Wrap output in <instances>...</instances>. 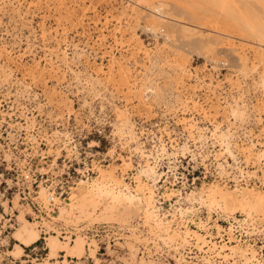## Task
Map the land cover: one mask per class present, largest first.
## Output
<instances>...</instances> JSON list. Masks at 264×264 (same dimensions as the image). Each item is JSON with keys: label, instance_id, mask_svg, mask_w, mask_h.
Wrapping results in <instances>:
<instances>
[{"label": "rangeland", "instance_id": "374dc122", "mask_svg": "<svg viewBox=\"0 0 264 264\" xmlns=\"http://www.w3.org/2000/svg\"><path fill=\"white\" fill-rule=\"evenodd\" d=\"M158 4L168 17L179 21L156 20L152 24L169 38L167 42L159 33L145 29L153 22L145 16V8ZM261 80L264 0H0L1 133L14 128L16 122L31 128L36 120L44 134L56 128V120L75 113L80 130L88 135L89 143L92 141L90 145L99 141V148L92 147L93 156L87 154L83 162L100 160L103 166L89 182L74 186L65 204L51 214L52 219L40 224L47 222L43 226L60 234H84L103 224L120 234L155 233L161 222L149 216L153 204L152 199L151 205H146L150 178L141 171L150 165L143 161V147L154 145L152 141L163 131L177 138L176 158L168 161L164 157L163 162L179 175L189 174V180L200 178L192 190V201L201 196L208 205L209 188L237 197L236 191L244 192V185L229 187L218 182V176L245 172L261 181ZM215 96L218 100L212 99ZM220 96L226 97V104H219ZM245 102L248 105L244 106ZM238 111L245 112L243 118L249 120L243 127L250 138L244 142L235 134L241 122ZM18 128L23 126L18 124ZM55 153L47 151L48 155ZM203 174L207 180L200 184ZM94 179L100 186L114 185L121 193H126L127 187L137 199L128 202L118 197L113 202L100 194L104 187L100 193L93 190ZM251 188L264 196L260 188ZM40 199L45 201L43 195ZM14 206L18 208L16 201ZM218 211L223 218L247 220L245 214ZM26 212L19 208L16 217ZM247 221L264 226L260 214L252 213ZM29 222L39 231L38 223ZM162 228L165 234L173 233L163 224ZM50 229L46 237L55 236ZM235 249L233 253H247H243L245 245ZM45 253L47 256V248ZM66 253L58 252L51 259L48 255L45 264L61 258L66 264L68 256H76Z\"/></svg>", "mask_w": 264, "mask_h": 264}, {"label": "built area", "instance_id": "2783aa9c", "mask_svg": "<svg viewBox=\"0 0 264 264\" xmlns=\"http://www.w3.org/2000/svg\"><path fill=\"white\" fill-rule=\"evenodd\" d=\"M223 98L226 97L220 96V105L226 104ZM212 99L218 100V97L215 96ZM239 104L238 107H240ZM230 105L233 106V104ZM246 105L248 104L245 102L244 106ZM35 122L33 128L30 130H27L25 122H16L15 124L17 125L14 128H6L3 134L0 131V264H45L44 260L47 259L45 253L46 234L41 227H39V240L23 249V260L13 259L8 254L14 243L11 235L17 225L16 214L18 213V209L23 208L27 210L25 218L31 222L38 221L41 223L43 220H49L51 214L59 206V203H54L53 199L64 200L68 197L71 188L76 186L80 180H90L97 173L96 166H103L100 160H91L89 164L83 162V157L87 156V154L93 156L92 147L94 149L99 148V141H94V146L90 145L92 141L89 143L87 141L88 135L86 133L83 134V131L80 130L75 113L66 114L63 120L58 121V124H60L58 131L56 128L53 131L50 128L47 132L41 134L43 132L42 125L36 120ZM248 123L249 120L247 121L246 119L244 123L237 124V127H240V129L235 133L239 142L249 139L245 134L246 128L243 127ZM18 124H21L23 128H18ZM140 137L145 140L143 136ZM176 141L177 138H171L168 133L163 131V134H159L152 141L154 145H149L146 149L143 147V153L148 154L149 151H152L154 154L157 153V148L158 151L161 149L159 145L161 143H164L165 150L174 149L176 148V145L174 146ZM49 150L56 151V153L48 155L47 151ZM98 153L95 150L94 156H97ZM168 166L169 164L164 163L163 159L155 164L157 173L168 172V175L167 177H160L156 182V188H154L160 215L161 213H166L167 216H169L168 211L171 208L174 209L175 200L172 198L165 199L162 196L163 191L173 188L179 190L180 196L177 197L184 198L186 193L195 188L196 182L200 181L199 177H191L189 180V174L174 176L173 166L170 165V170ZM192 175L193 172L191 173ZM234 179L237 186L247 185L264 190V185L260 180L258 181L254 178L239 179L237 175L234 176ZM234 179L233 176H218L216 180L229 187H233L235 185ZM206 180L207 176L203 174L200 184ZM42 191L48 197L46 203L39 198ZM14 201H16L18 208L14 206ZM186 207L190 208V211L180 218V220L184 221L187 227L195 230L196 225L194 223L200 221L210 233H213L212 242L216 245H245L248 251L250 249L254 251V257L264 260V229L262 230L260 226H257L253 231L247 230L248 228L246 227L248 226L241 223L242 219H224L219 218L215 214L209 215L205 208L197 203L193 204V208L191 209V205H186V202H184V208ZM214 222L216 226L221 228L219 235L216 233L217 230ZM178 223L179 221H175V225ZM230 224H232L233 231L229 233ZM112 228V226L103 225L92 228V233L87 234V236L95 242V247L93 245L91 247L86 245L80 259L68 258L66 264H75L74 262L92 264V259L90 258V250L92 248L95 249L96 256L104 264H133L129 261L128 247L123 245L127 241L132 242V236L130 234H120L116 229ZM138 235H141L140 239L145 236V234ZM203 235L206 239H210L211 234ZM73 238L74 234H68V231H63L59 235L61 241H67L69 244ZM149 239L150 241L146 239V244L140 241L138 242L141 244H135V247L138 249V258L143 257L147 259L151 255L149 260L152 264L179 263L168 255L170 252L163 248L159 249L155 247L151 240L152 236ZM180 254L184 255L185 261L189 264H200L201 257L204 256L199 252L197 253L195 249L189 251L186 248ZM208 256L211 257L209 264L221 262V259L216 258L214 253ZM179 257L180 255L176 256V258ZM62 260L63 258L54 262L47 260V264H62ZM181 264L185 263L182 262Z\"/></svg>", "mask_w": 264, "mask_h": 264}, {"label": "bare ground", "instance_id": "6f19581e", "mask_svg": "<svg viewBox=\"0 0 264 264\" xmlns=\"http://www.w3.org/2000/svg\"><path fill=\"white\" fill-rule=\"evenodd\" d=\"M158 5L153 6V7L149 6V8H145V10L147 11L145 16H148L149 20H153V22H151V23H149L150 21L148 22V24H146L147 22L145 23L146 24L145 29H147L146 31H150L153 34L159 33V35L164 38L163 39L164 42L165 41L167 42L169 38L164 33L161 32V29L157 28L155 25L153 26L152 24L156 20H159L160 23L161 22L166 23V22H172L173 21L175 24L179 23V21L174 20L171 17H168V14L163 9L164 7L162 5L160 6V4H158ZM260 83L262 84L261 87L263 88L260 101L263 102V104H264V80H261ZM242 94H244V93H242ZM240 96H239V98H240ZM228 105H230V104H228ZM235 106H236V104H235ZM233 112L234 111H232V113ZM241 112H243V111H241ZM241 112L238 111V113H237V118L240 119L241 122L239 120H237V121L240 123H244L245 120L243 117H244L245 112H243V113H241ZM32 121H33V123L31 125V128H27V130L32 129L34 124L36 123L35 120H32ZM54 125L56 127V130L58 131V126H60V124H58V120L55 121ZM19 126H22V125L19 124ZM135 127H134V134H135V137L137 138L136 135L138 133L136 132ZM226 131L228 133V131H230V130L227 129ZM246 137H249V136L247 135ZM199 139L203 140L204 138L201 135H199ZM163 144L164 143L159 144L161 149H159L160 151H158V148H157V150H156L157 153L154 154V153H152V151H149L148 154L147 153L143 154V157H144L143 161L144 162L147 161L148 163H150V165L146 164L144 166L145 169L141 171V173L146 174V176L148 178H150V181H149L150 184L148 185L150 190L148 191L149 193L147 196L146 205L149 204V206H150L152 202H153V204L151 207L152 211H150L149 216H151V215L154 216L155 217L154 219L157 220V222H161V223L159 224L158 227L156 226L157 231L155 233L152 232L153 234H145V236H143L142 239H140L141 235L130 234L132 236V240H131L132 242L127 241L123 244L124 246L128 247V250H129L128 254H129L130 263H133V264H152L151 261L149 260L151 255H149V257L147 259L143 258V257L138 258V256H137L138 249L135 247L136 243L146 244L147 240L150 241L149 237L152 236L151 240L154 243L155 247H158L159 249L163 248L166 251L170 252V254H168V255L172 259L176 260L177 263L179 262L178 264H181L182 262L185 264H189L185 261L184 255L180 254V252L185 248L188 249L189 251H191L192 249H195L197 251V253L199 252V253L204 255L201 257V263L200 264H209L211 257H209L208 255L209 254L211 255L213 253H214L216 258L221 259V262L216 263V264H221V263L222 264H264V260H262V259L260 260V259H257L256 257H254V253H253L254 251H252L251 249L249 251L247 248L243 249L245 251V252L243 251V253H246V252L247 253H246V255L242 256L241 252H239V254H241V255H239L238 253H233V251L236 250L235 247L240 246V245L226 246V245H221V244L216 245L215 243H213L212 242V239L214 237L213 233H210V231L206 227H204V224L202 222H200V221L195 222L194 224L196 225V229L194 230V229L187 227L185 225V222L180 220V218H182L184 215H186L188 213V211H190V208H188V207L184 208V202H186V205H191V209L193 208V204L202 203L200 205L205 208L206 212L209 215L215 214L219 218H223V217L221 216V213H219L218 209H220V211H223V210L226 211L229 215H232L235 213L245 214V216L247 215V220H248V218H250V215L252 213L260 214V215L264 216V196L259 195L251 187H250V189L246 190V187H248L247 185L245 186V189L243 188L244 190H242L244 192L236 191V192H238V195H239L238 197L232 193L221 191L220 189L218 190L216 188H209L208 191H206L207 193H209V195H208L209 198H207L206 200L207 201H208V199L210 200L209 202H210L211 206L215 207L213 209L210 208L211 206L209 207V205H210L209 202H208V205L205 204V202H204L205 199H203L201 196L194 197V200L197 202L192 201L191 199L193 198V193H194L192 190L189 193H186L184 198L177 197V196H180L179 190H175L173 188L170 190H165V191H163L162 196L165 199L172 198L173 200H175L174 209L171 208V210L168 211L169 216H167L166 213H163V214L161 213V215H163V216L160 215V209L157 206L158 201H157V198H156V195L154 192V188H156V186H157V184H156V182L158 181L157 179L159 177H167L168 172L167 173L160 172L158 174H161V176H159L157 174L156 169H155V164L160 162L162 159H165L164 157H167L168 161H170L172 159L174 160V158H176L174 156L176 148L171 149L167 152V150H165ZM183 148L188 150L185 145L183 146ZM228 151H229V149H228ZM186 153H189V151H187ZM156 157H158V158H156ZM172 163H173V161H172ZM262 164H263V162H262ZM99 168H100L99 166H96L97 173H98ZM170 168L171 167L169 165L168 169L170 170ZM259 170H260V168H259ZM173 174H174V176L179 175L176 172H174ZM179 176H183V174H181ZM237 176L239 177V179L250 178L245 172L241 173V174H240V172H238ZM221 177H225V176H221ZM233 179H234V177H233ZM81 182L87 183V182H89V180H87V181L80 180V182H78V183H81ZM234 182H235V185L233 186V188L240 187V186H237L235 179H234ZM261 183L264 185V178L261 180ZM91 184L93 185V187H92V188H94L93 190H97V192L99 191V193L101 192L100 188L104 187L102 190H105V191L104 192L102 191L100 194L105 196V198L108 197V198L112 199L113 202L118 200V197H121L122 200L124 199V200H127L128 202H133L135 199L134 194H132L130 191H128L127 187H124V189L127 192L121 193L120 191H115L116 187L114 185H109V186L101 185L100 186V183L96 182L95 179L93 180V182H91ZM72 189H74V187L71 188L70 193H72ZM262 193H264V190H262ZM152 194H153V197H152ZM40 195H43L45 197L44 202L46 203V200L48 197H46V195L43 191L40 192ZM205 196H207V195H205ZM68 197H69V195H68ZM39 198H40V196H39ZM67 198H65L62 201H59L58 199H53V201L56 204L59 203L58 205L61 206V205L65 204V202L67 201ZM152 199H153V201L151 202ZM207 201H206V203H207ZM136 206H138V205L136 204ZM141 208H142V205H141ZM126 210H127V207H126ZM126 210H125V212H127ZM135 210H133V211H135ZM130 211H132V210H130ZM147 211H148V209H146V206H145V212H147ZM128 212H129V210H128ZM131 214L132 213H130V215ZM127 215H129V214L127 213ZM133 217H134V215H133ZM168 217L171 218V220H169ZM126 218H128V217H126ZM142 218H144V216H142ZM229 218H232L233 220L236 219L235 217H232V216ZM229 218H224V219H229ZM50 219H52V217ZM251 219H252V217H251ZM247 220H246V218H244V219L242 218V221H241V223L248 226V227H246V228H248L247 230L250 229L251 231H253L256 229L257 226H259L257 224H250L251 222L249 223V221H247ZM16 221H17V225L13 229V232L11 235L12 239L14 240V243L12 245L11 250L8 252L9 254L12 255L13 259L20 258L23 254V248L29 247L33 243L37 242L39 240V234H40V233L38 234V232H40V229H39V231H37L33 227L32 223H30L25 218V216H23L21 213L18 214V216L16 217ZM124 221H125V219H124ZM175 221H179V223L177 225H175ZM125 222H127V221H125ZM172 222H174V223H172ZM35 223L39 224L38 227H41L42 230L45 231L46 235H48L50 233L49 232L50 227L49 226L48 227L43 226V224H45L47 222L43 223L41 226H40V224L42 222L40 223L38 221H35ZM152 223H153V221H152ZM33 224H34V221H33ZM162 224H163L164 228L173 231L174 234L173 233H171V234L166 233L165 234L164 231H166V230H162L163 229ZM179 224L182 226H180ZM214 225H215L216 230H217L216 233L219 235V233L221 232V228L216 226L215 222H214ZM100 226H102V225H100ZM103 226H110V225H104L103 224ZM231 226H232V224H230L229 233L233 231V228ZM260 227L262 230L264 229L263 225ZM51 233L55 234V236L49 235L48 237L45 238L46 239V248L48 249L47 256L49 255L50 259L54 258L58 252H67V253L71 252V254L73 252L74 255H76L78 257L82 253V250H83V252L85 251L86 245H88L89 247H91V245H93V247H95V245H94L95 242L92 239H89V236H87V234L92 233V228L88 232L85 231L84 234H74V238L70 244L67 241H65V242L60 241L59 235H61V234L57 230H53ZM56 234H59L57 237L58 239L56 238ZM68 234H73V233L68 231ZM203 234H211L210 239H206V237H204ZM170 237H172V238H170ZM168 238H170L172 240H168ZM129 240H130V238H129ZM138 241H140L141 243ZM232 248H233V250H231ZM71 254H69V255H71ZM177 255L178 256L180 255V257L176 258ZM205 255H207V256H205ZM64 256L65 255H63V257ZM76 256H74V257L68 256V257L69 258H77ZM90 258L92 259V264H104V262L96 256L95 249H93V248L90 250ZM67 259L68 258H66V261H67ZM229 261H230V263H229ZM62 262H63V260H62Z\"/></svg>", "mask_w": 264, "mask_h": 264}]
</instances>
